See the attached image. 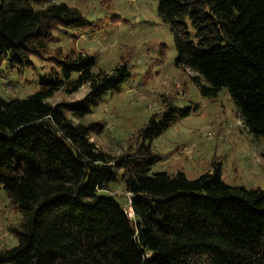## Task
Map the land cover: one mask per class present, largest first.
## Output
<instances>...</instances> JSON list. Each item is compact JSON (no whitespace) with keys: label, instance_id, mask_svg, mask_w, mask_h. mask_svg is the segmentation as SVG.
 Returning <instances> with one entry per match:
<instances>
[{"label":"trees","instance_id":"obj_1","mask_svg":"<svg viewBox=\"0 0 264 264\" xmlns=\"http://www.w3.org/2000/svg\"><path fill=\"white\" fill-rule=\"evenodd\" d=\"M47 1L0 0V66L53 63L33 95L0 93V191L21 213L11 229L18 243L0 250V264H264L263 190L225 183L218 162L195 179L151 173L163 160L153 142L192 107L163 99L118 154L92 142L102 128L82 120L132 73L125 61L95 73V57L50 54L55 32L86 22L79 9ZM158 12L176 66L204 97L226 88L243 128L264 140V0H159ZM83 85L79 101L48 102ZM119 182L132 219L113 195Z\"/></svg>","mask_w":264,"mask_h":264},{"label":"rangeland","instance_id":"obj_2","mask_svg":"<svg viewBox=\"0 0 264 264\" xmlns=\"http://www.w3.org/2000/svg\"><path fill=\"white\" fill-rule=\"evenodd\" d=\"M79 9L86 25L55 32L49 53L61 48L63 54L84 53L95 57L94 72H110L122 61L132 77L117 91L100 101L85 124H100L92 142L113 154L122 143L143 127L149 117L163 109L162 100L174 96L180 107H192L186 118H178L152 147L163 160L151 173L182 172L188 179L214 171L222 165L223 181L230 185L264 191V140L247 132L229 92L224 88L217 98L201 95L190 79L191 73L176 66L177 51L170 26L158 12L159 0H48ZM36 6L37 9L47 5ZM31 66L19 67L3 61L0 66V93L6 99H25L38 92L39 79L48 74L53 63L49 57L31 58ZM89 88L83 85L69 95L60 90L48 100L52 105L76 102ZM197 108V109H196ZM76 123L80 120H74ZM113 195L122 199L121 183L113 185ZM126 194H124V197ZM21 213L11 207L0 191V250L17 245L11 229Z\"/></svg>","mask_w":264,"mask_h":264},{"label":"built area","instance_id":"obj_3","mask_svg":"<svg viewBox=\"0 0 264 264\" xmlns=\"http://www.w3.org/2000/svg\"><path fill=\"white\" fill-rule=\"evenodd\" d=\"M126 213H127L128 217L130 219H132L134 217V213H133V210L131 208V199H130V195L129 194H128V202H127Z\"/></svg>","mask_w":264,"mask_h":264}]
</instances>
